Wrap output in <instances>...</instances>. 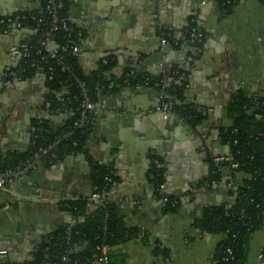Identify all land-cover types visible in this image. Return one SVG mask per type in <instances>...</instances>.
Instances as JSON below:
<instances>
[{
    "label": "crops",
    "instance_id": "0c3cea01",
    "mask_svg": "<svg viewBox=\"0 0 264 264\" xmlns=\"http://www.w3.org/2000/svg\"><path fill=\"white\" fill-rule=\"evenodd\" d=\"M38 7L36 0H0V20ZM68 16L85 36L79 62L86 75L107 57L117 78L126 71L154 77H167L173 68L188 71L183 103L195 111L198 123L193 128L175 112L168 120L159 113L152 116L161 102L154 86H125L101 96L83 152L48 166L31 163L12 171L0 189V259L32 261L43 239L73 221L59 203L93 196L91 172L99 165L111 167L116 177L107 200L122 211L128 227L142 231L139 238L114 247L112 259L156 264L153 248L162 245L171 252L167 264H212L222 236L202 232L194 222L204 208L233 200L232 192L245 178L241 173L233 177L225 166L218 182L208 181L215 159L230 156V147L219 137L221 127L233 124L228 106L240 92L264 96V0H236L229 16L215 0H73ZM191 22L206 36L194 62L188 60L189 46H162L160 35L168 29L183 37ZM26 37L13 27L0 28L1 157L28 151L35 120L48 119L57 131L67 119L44 108L43 77L20 80L10 75L19 61L12 49ZM152 155L164 159L159 165L165 170L163 192L180 200L176 213H164L153 188ZM249 248L248 264H264L259 258L264 227Z\"/></svg>",
    "mask_w": 264,
    "mask_h": 264
},
{
    "label": "trees",
    "instance_id": "16d2710c",
    "mask_svg": "<svg viewBox=\"0 0 264 264\" xmlns=\"http://www.w3.org/2000/svg\"><path fill=\"white\" fill-rule=\"evenodd\" d=\"M36 1L39 4L37 9L18 13L25 16L23 23L33 31L27 40L32 57L20 59L13 72L23 80L43 77L47 89L44 108L52 115L66 114L67 119L57 131L52 129L48 119L35 120L33 127H36V131L28 151L14 152L7 157L0 156V173L25 168L31 163L48 166L64 156L83 152L85 143L94 130L95 119L93 112L83 107L84 102L95 105L101 96L114 93L120 87L147 85L160 90L157 84L166 85L165 99L175 102L174 112L193 128L196 127L198 116L183 103L189 84L188 71L173 68L167 77L126 71L117 78L112 75L115 64L107 57L104 59L107 63L102 60L96 71L86 75L80 66V53L62 49L69 42L82 46L76 36L77 32L68 34L61 30L48 37L45 27H38V21L51 19L48 10L51 0ZM215 1L224 16L233 14L236 0ZM69 7L70 3L66 0L64 7L56 11V16L69 18ZM199 31L204 33L195 22H191L184 29L183 37L177 38L168 29L162 30L160 35L161 39H166L174 48H179L182 44L189 46V56L196 60L201 53H197L194 48H203L205 39L203 43L196 44L191 39L192 34ZM42 41H45L43 45ZM48 42L58 46L55 57H51L48 52L45 45ZM37 52L41 55H37ZM48 54L49 59L43 61L42 57ZM227 111L233 124L221 127L219 137L222 144L230 147L229 157L232 160L221 164L213 163L208 181L218 182L225 166L230 167V175L233 177L241 173L245 178L237 191L232 192L233 200L204 208L201 216L195 219L194 227L202 232L222 236L212 264H248L250 240L264 227V96L240 92ZM163 162L160 155H152V183L157 197L162 200L164 213L173 214L178 212L181 202L161 189L165 183V170L159 165ZM232 164H237L238 167L234 169ZM115 179L111 167L95 165L91 172L93 194H101L103 201L93 202L91 197L60 202V209L71 215L73 221L43 239L32 261L19 264H93L102 256L103 247L107 248L109 264H123L112 259L111 251L114 247L139 238L142 231L128 227L122 211L115 203L107 200L106 194ZM153 253L157 259L156 264H167L170 261V249L162 245H155ZM0 264L18 263L0 259Z\"/></svg>",
    "mask_w": 264,
    "mask_h": 264
},
{
    "label": "built area",
    "instance_id": "2783aa9c",
    "mask_svg": "<svg viewBox=\"0 0 264 264\" xmlns=\"http://www.w3.org/2000/svg\"><path fill=\"white\" fill-rule=\"evenodd\" d=\"M65 1L66 0H51L50 1V6L48 7L49 10V15L51 16L50 20H45V19H39L38 21V27H45V32L46 35L48 37L51 36V33H55L57 31H64L68 34H72L73 32H77V37H78V41H81L83 44L84 41V33L82 30L80 29H75L70 21V19L68 17H62V18H58L56 16V11L58 9H62L65 5ZM73 0H68V3H70V5L72 4ZM25 20V16H21V15H11V16H7L4 17L3 19L0 20V28L1 29H9L11 27H15L18 26L19 28H26V29H31L25 26V24L23 23V21ZM76 30V31H75ZM31 37V36H30ZM204 33L199 31L196 33L192 34V39L191 42L196 44V43H203L204 41ZM45 41H42L41 44L43 45ZM161 44L162 46L168 45V41L164 38L161 39ZM49 54L51 55V57H55V51L58 49V46L56 45H52L51 43H45ZM70 45V46H69ZM81 45L79 43H72L69 42L68 45L62 46V49L68 50L71 49L74 53H81ZM195 51L197 53H201L203 48L196 46ZM13 54L18 57V59H22V58H30L32 57L31 53H30V46L29 43L27 42V40H25L24 42H22L18 47H14L12 49ZM45 55L42 57V60H48L50 55ZM37 55H41L40 52H37ZM189 62H194L195 59L192 56H189ZM104 63H107L106 60H104ZM184 77V75H183ZM182 78V77H181ZM160 84H157V87H160V94H161V102L157 108V112L152 113V116L157 115V113L161 114V116L163 117V119L168 120L170 119L171 115H173L174 113V107H175V102L171 101V100H166L165 97L167 96V91H166V85H162L159 86ZM47 107H49V104H47ZM83 107L86 110L92 111L94 109V105L90 102H84ZM36 131V127L32 128V132L34 133ZM232 158L227 156V157H222V158H216L215 159V164H221V163H227V162H231ZM157 163V162H156ZM234 169H236L238 167L237 164H232V166ZM11 171H6L5 173H0V189H4L5 185L9 182L10 180V175H11ZM164 185L161 186V189L163 190ZM92 201L93 202H97V203H101L103 201L101 194H93L92 196ZM165 201V200H164ZM102 256H100L93 264H109V259L106 255L107 252V248L103 247L102 248ZM228 252L231 254L232 251L228 250ZM261 260H264V252L260 255L259 257Z\"/></svg>",
    "mask_w": 264,
    "mask_h": 264
},
{
    "label": "water",
    "instance_id": "95a60500",
    "mask_svg": "<svg viewBox=\"0 0 264 264\" xmlns=\"http://www.w3.org/2000/svg\"><path fill=\"white\" fill-rule=\"evenodd\" d=\"M13 29H15L16 31H23V32H25L26 34H27V37L25 38V40H28L29 38H30V35H32L33 34V31L32 30H30V29H26V28H19L18 26H15ZM19 45H16V47H18ZM9 53V52H8ZM16 59V58H15ZM217 59V58H216ZM210 66H212V68H213V65L211 64ZM209 66V67H210ZM211 71H212V69H211V67L209 68ZM214 80H218V79H216V78H214ZM212 87H214V86H212V84H210L209 85V88H212ZM152 119V118H151ZM154 120V119H153ZM165 120V119H164ZM117 150H120V151H123L124 149L122 148V147H120V146H118L117 148H116Z\"/></svg>",
    "mask_w": 264,
    "mask_h": 264
},
{
    "label": "flooded vegetation",
    "instance_id": "af4514ba",
    "mask_svg": "<svg viewBox=\"0 0 264 264\" xmlns=\"http://www.w3.org/2000/svg\"><path fill=\"white\" fill-rule=\"evenodd\" d=\"M14 28V27H13ZM10 75H13V76H15L16 78H18V79H20V80H23L21 77H18L17 75H16V73L15 72H10Z\"/></svg>",
    "mask_w": 264,
    "mask_h": 264
}]
</instances>
